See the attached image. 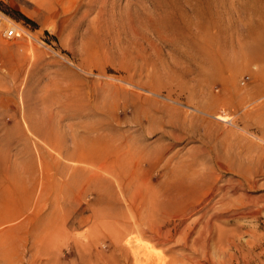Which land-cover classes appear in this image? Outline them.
I'll return each mask as SVG.
<instances>
[{
	"label": "rangeland",
	"instance_id": "374dc122",
	"mask_svg": "<svg viewBox=\"0 0 264 264\" xmlns=\"http://www.w3.org/2000/svg\"><path fill=\"white\" fill-rule=\"evenodd\" d=\"M138 1L116 0L129 12ZM172 1L180 17L188 5ZM204 5L208 44L224 46V67L211 51L198 66L181 56L184 44L146 28L141 37L125 33L118 14L100 15L88 0H0V264H81L88 256L76 242L97 214L108 217L111 234L125 233L121 241L141 238L167 261L264 264V95L255 93L264 84V34L241 35L257 22L237 19L264 14V0ZM217 12L219 20L211 17ZM215 21L226 31L220 37ZM10 25L18 32L6 37ZM90 148V159L78 158V149ZM37 150L49 165L37 215L45 221L33 229L43 179ZM225 191L229 205L219 201ZM208 217L210 233L190 247ZM189 252L196 261L186 262ZM121 253L111 252L132 264L130 251Z\"/></svg>",
	"mask_w": 264,
	"mask_h": 264
},
{
	"label": "bare ground",
	"instance_id": "6f19581e",
	"mask_svg": "<svg viewBox=\"0 0 264 264\" xmlns=\"http://www.w3.org/2000/svg\"><path fill=\"white\" fill-rule=\"evenodd\" d=\"M88 1H89V5L96 6V8H98V12L100 13V15H101V13H104V12H107V13L112 12L113 14H118L117 15L118 16V22L121 24L120 26L122 27V30L125 31V33L130 32V34H133L137 37H141V34H143V33L140 30L141 29L144 30V28H146V30L147 29L150 30L153 33V35L159 40L167 41L174 46H178L180 43L184 44L183 50H180L181 56L184 55L188 59L195 61L198 66H203L205 63H207L208 59L210 58L208 55L209 54L208 52H210V51L215 53V59L217 58L220 61V63L222 62V59H223L222 56H223L224 49H225L224 46L221 44H215L214 46H210L208 44V37L210 36V32H209L208 24L206 21V17L208 15V12L205 8L204 0H196L195 3L190 2L191 0H184L185 1L184 4L186 3L188 5V7H186L184 9L183 13H180L181 14L180 17L179 16L177 17V15H176V8L173 5L172 0H151V2H149V3H151V6L147 7V8H146V6L143 5L141 0H139L138 3H135L136 4L135 9L132 12H131V9L129 12V11H127V8H121L120 4H118L116 2V0H88ZM92 8H94V7H92ZM257 10H253L252 11L253 13L249 12L247 15H244V17H241L240 15H238L237 19L241 18L243 23L246 25H248L249 23L250 24L256 23V22L258 23V24L256 23V25L253 24V26L249 25L250 27L247 26V28L245 29V31H243L241 33V35H248V36H251L253 38V36L259 37L260 35L264 34L262 32V24H264V23H261L264 19V14H262V12H259ZM143 14L145 15V17L143 16ZM100 15L98 14V16H100ZM253 15H256L257 18H253ZM211 17L217 18L219 20L220 19V13H218V12L216 14L213 13V15ZM130 21H132V24L130 23ZM178 22H181L182 24H178ZM216 23H217V21H215L212 24V27L214 29L212 34L220 37L226 31H224V29L222 27H219L218 24H216ZM137 25L141 26V28L137 27ZM143 37H146L147 44L153 45L155 48L157 47L154 44L155 39L153 37H151V38L147 37L145 34L143 35ZM210 47H211V50L209 49ZM256 47L257 46L250 47V50H254V51L256 50L257 51ZM248 58H250V57L248 56L246 58V60L244 61L245 63L248 62V60H249ZM222 65L224 67L225 65H228V62L225 64V62L223 61ZM262 75H264V73ZM255 93L257 95H260V96L264 95V84L262 86L258 87V89H256ZM70 126H72V125H70ZM52 127H53V124H52ZM83 128H84V130H87V131L92 130V129L97 130L96 127H93L92 129L90 127L89 128L83 127ZM45 134L46 133L43 132L42 136L45 139H47L45 137ZM49 143H51L52 146L60 149L59 147H60L61 143L56 142V141L51 140V139H49ZM75 152H77V151H73V153H75ZM26 153H27V156H29V161L31 162V164H33V159H32V156L30 154V151L28 150V151H26ZM58 153L60 155L63 154L62 150H58ZM20 154L22 155V151ZM38 154H39V151H38ZM64 154H65V156L69 157L72 155V150H68L67 152H64ZM77 156L79 159H81V158L90 159V157L92 156V148H90L88 150L78 149ZM7 157H9L8 153H7ZM22 157H23V155H22ZM38 163L40 166V170L42 172L43 179L39 182L38 189H37L38 194H37L36 199H35V204H34V206H32V214H34L36 216V218H38V220L36 219V221L33 224V229L37 228L42 222L45 221V217H37V215L41 212L42 205H43L42 204V202H43L42 197L44 195L43 193H45L46 188H47L46 177H47L49 164L44 159L43 156H40V154L38 157ZM105 165H107V161H104L101 166H105ZM235 184L231 185L230 189L232 188V189L236 190ZM62 185H63V188H65L66 183H62L61 186ZM214 187L212 188V190L215 189ZM220 187L222 188V186H220ZM224 189H227V188L223 187L222 191H224ZM228 189H229V187H228ZM219 191H221V190L219 189ZM227 192L226 191L223 192L221 197H220V200H219L224 205H226V204L229 205V201L224 200ZM34 193H35L34 186L28 188L27 194H26V196H27L26 199L30 201L34 197ZM210 193H212V192H210ZM179 195H181V194H179ZM228 195H231V194H228ZM163 197H165V196H163ZM212 197H213V195H212ZM233 198H235V197H233ZM169 199H170L169 197L163 198V203H164V201L167 203L171 202L172 200L170 199L171 200L170 201ZM173 199H175V198H173ZM210 199H211V197H210ZM210 199H208V200H210ZM163 203H161V205L162 206L164 205L163 206L164 212L165 211L167 212L168 209L173 210V208H171V206L170 207L166 206ZM171 204H172V202L170 203V205ZM161 205H160V207H161ZM230 206H233V204H230ZM165 207H168V209L167 210L164 209ZM232 208L231 209L228 208L231 211L230 214L233 216L237 215L239 213L238 210L235 208H233V209ZM228 209H227V211H229ZM172 210H170V212ZM91 216H92V213H91ZM203 216L204 215L201 214V216L199 218H201ZM89 217H90V215L85 216V218H83L81 220L85 219V221H87L89 219ZM101 217H103V218H101ZM99 218H100V220H99ZM107 218L108 217L106 215H103V214H100V217H98V214L95 215V217H93V222H94V224H96V223L97 224L93 226V229L90 230L89 232L87 231V234H84V235L82 234L81 238H78V239L76 238L78 240L76 242L77 247L79 248V250H81V253H82V251H84L88 256L87 259H84V260L81 259V260H83L81 264H119L118 263V257H116L114 254H111L112 250H115L116 254H118V255H121L122 251L123 252L126 250L130 251L131 256H132V264H180V263H182L181 262L182 260H179V259L175 260V258L173 260H171L169 258V260L167 261L168 258L165 259L164 257L160 256L159 251H157L155 248H153L148 242L143 241L141 238L139 239V238H136L135 236L134 237H127L123 241H121L124 238L125 233L117 231V232H114V235L111 234L113 226L108 221ZM46 220H47L46 221V224H47L46 228H48V230H46L45 234L41 235V237L45 240L46 244L48 245L50 243L49 236H48V234L50 235V233H49L50 227H49V223H48L49 219H46ZM209 221H210V217H208L207 219L204 220V222H202L203 224L201 225V228H200V236H199V234H198L199 232H198L197 233L198 237H195L192 240V245L190 247L195 249V245L199 246L201 243H204L203 237H202V231L206 230L207 232L209 231V233H210L211 226H210ZM97 225L101 228H98ZM165 234H163V235H165ZM207 236H204L205 239H207ZM222 237H223L222 233H221V231H219L217 238L219 239ZM234 237H235V235H234ZM231 242L236 244L235 239H231ZM192 251H194V250H192ZM190 253L191 252H189V255H190ZM191 254L194 255V253H191ZM189 255L186 254L187 257H185V255H184V257L187 260L186 262H189V261L193 262V261L197 260V256H195V255L189 256ZM179 257H181V256H179ZM191 264H193V263H191ZM194 264H196V263L194 262Z\"/></svg>",
	"mask_w": 264,
	"mask_h": 264
},
{
	"label": "built area",
	"instance_id": "2783aa9c",
	"mask_svg": "<svg viewBox=\"0 0 264 264\" xmlns=\"http://www.w3.org/2000/svg\"><path fill=\"white\" fill-rule=\"evenodd\" d=\"M17 32H18L17 28L13 25L4 27L2 30L3 35L6 37H11V36L15 35Z\"/></svg>",
	"mask_w": 264,
	"mask_h": 264
}]
</instances>
